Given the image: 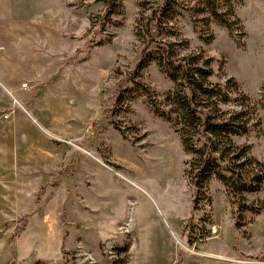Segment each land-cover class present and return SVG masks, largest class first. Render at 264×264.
<instances>
[{"label":"rangeland","instance_id":"rangeland-1","mask_svg":"<svg viewBox=\"0 0 264 264\" xmlns=\"http://www.w3.org/2000/svg\"><path fill=\"white\" fill-rule=\"evenodd\" d=\"M162 1L124 0L104 21L106 0H0V71L16 63L39 122L18 131L20 176L0 174V264H264V182L236 202L212 176L195 197L185 174L195 156L135 93L148 89L168 109L166 74L152 62L136 75L137 23ZM204 3L184 1L170 25L189 52L212 58L213 83L233 78L249 98L251 128L232 141L264 167V0H218L230 29ZM34 137L43 144L26 142ZM43 160L58 172L32 169Z\"/></svg>","mask_w":264,"mask_h":264},{"label":"trees","instance_id":"trees-1","mask_svg":"<svg viewBox=\"0 0 264 264\" xmlns=\"http://www.w3.org/2000/svg\"><path fill=\"white\" fill-rule=\"evenodd\" d=\"M123 1L106 0L104 21L110 15L122 13ZM184 1L163 0L161 5L142 15L137 23L136 35L141 39L142 49L136 75L152 62L166 74L174 85L164 99L168 109H159L148 89L135 93L144 95L154 112L174 125L184 151L195 156L187 162L185 170L195 189V197L215 176L236 202H242L239 196L243 192L257 191L264 182V167L258 164L252 168L253 159L246 155V147H238L232 141V137L243 135L251 128L246 111L249 98L233 78L224 83H213L210 79L212 58L202 51L189 52L188 41L180 38L175 27L170 25L185 8ZM204 2L202 11H207L216 22L230 29L231 22L217 8L218 0ZM99 24L101 27V22ZM226 105L232 109H224ZM241 206L256 212L262 210L252 204ZM14 238L13 235L12 240ZM127 249L124 246L121 250Z\"/></svg>","mask_w":264,"mask_h":264},{"label":"crops","instance_id":"crops-1","mask_svg":"<svg viewBox=\"0 0 264 264\" xmlns=\"http://www.w3.org/2000/svg\"><path fill=\"white\" fill-rule=\"evenodd\" d=\"M39 67L40 66L33 65V68H30L31 74L27 76L29 83L37 82L39 80L38 75L35 74L37 72L36 68ZM7 68L9 69V74L0 71V174H7L10 177L20 176L19 170H24L22 167L25 166V161L22 160L23 157L21 155L26 151L25 148L22 147L23 141L19 139L18 131L23 130L24 123L27 122L29 118L32 120L31 122L29 121L30 124L33 121L38 124L39 122L35 120L37 117L34 116V111H36L34 108L37 106V104L32 103L36 92L29 91L28 89L22 88L20 86L16 78V63L8 64ZM12 71H15V74H13ZM39 91L41 90L38 89V92ZM54 92L55 91H52L50 94H45V92L41 91L39 94L51 97L50 99L53 100V98H55ZM16 106H20L21 108L18 109ZM8 112H10L9 117L3 118V114ZM40 126L45 131H47L43 125ZM26 142L31 143L30 145L43 144L42 141L40 142L35 137L27 140ZM52 142L53 141L46 140V146H48V149L53 147L54 143ZM55 155H57L56 152ZM49 157L53 158L54 156L49 153L46 158ZM57 160L53 163L52 160L51 162L48 160H43L42 164L39 166L32 165V169L48 171V176H50L53 173L58 172V170L55 171L58 168L54 164L57 162ZM53 169H55V172L52 171ZM35 175L36 173L31 171V173H25L23 176L32 178V176Z\"/></svg>","mask_w":264,"mask_h":264},{"label":"built area","instance_id":"built-area-1","mask_svg":"<svg viewBox=\"0 0 264 264\" xmlns=\"http://www.w3.org/2000/svg\"><path fill=\"white\" fill-rule=\"evenodd\" d=\"M21 86L24 87V88H27V84H25V83H22ZM11 112H12V111H11ZM9 115H10V112H8V113H4V114H3V118H8ZM210 231H211V233H213V234H217V231H218L217 226L214 225V224L211 225V226H210Z\"/></svg>","mask_w":264,"mask_h":264}]
</instances>
